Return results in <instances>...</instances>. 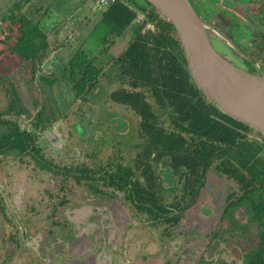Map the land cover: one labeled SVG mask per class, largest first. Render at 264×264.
Wrapping results in <instances>:
<instances>
[{
	"label": "rangeland",
	"instance_id": "374dc122",
	"mask_svg": "<svg viewBox=\"0 0 264 264\" xmlns=\"http://www.w3.org/2000/svg\"><path fill=\"white\" fill-rule=\"evenodd\" d=\"M135 1L149 8L146 0ZM192 1L219 52L236 65L264 75V49L259 45H264V31L259 27L264 26V0L257 4V0ZM62 3L0 0V39L8 26L16 27L18 15L40 22L41 10H50L40 22L41 28L50 29L48 56L35 78L9 48L12 40L0 42V110L7 108L16 89L19 104L28 111L19 119L22 127L33 129L37 102L52 114L51 127L41 131L38 139L48 159L59 165L91 168L121 162L141 176L138 153L146 139L140 136V117L109 97L114 89L130 88L109 59L125 49L132 30L127 29L114 43H104V29L94 28L101 11L94 13L88 27L79 29L78 23L59 22L57 7ZM243 17L258 29L253 36L240 26ZM251 39L255 50L244 52ZM79 48L105 67L85 102L75 97L72 81L63 75ZM147 95L160 112L153 96ZM164 119L167 125L169 119ZM250 137L264 139L256 129ZM154 167L162 180L165 201L172 202L176 194H182L178 175L163 162ZM62 184V176L40 169L28 155H0V264H199L202 258L209 264L220 260L240 264L244 252L258 240L259 228L249 222L243 206L235 212L236 220L224 216L227 197L236 186L214 170L209 171L197 202L176 225L148 220L123 192L102 182L77 183L70 177ZM243 224H247L245 229ZM215 230L219 237L211 241Z\"/></svg>",
	"mask_w": 264,
	"mask_h": 264
},
{
	"label": "trees",
	"instance_id": "16d2710c",
	"mask_svg": "<svg viewBox=\"0 0 264 264\" xmlns=\"http://www.w3.org/2000/svg\"><path fill=\"white\" fill-rule=\"evenodd\" d=\"M127 1L145 12L149 20L154 21L160 14L149 2L147 9L135 0H118L105 9L96 28L104 29V43H114L127 29L132 30L125 49L109 59L130 88L114 89L109 97L140 117V136L146 139L144 149L138 153L141 176L121 162L91 168L59 165L48 159L38 139L41 131L51 127L52 114L37 102L33 129L22 127L19 119L28 111L19 104L16 89L12 90L14 95L7 108L0 110V155L30 156L40 169L62 176L61 187L70 177L77 183L102 182L123 192L134 209L148 220L171 225L178 224L186 210L197 202L209 171L214 170L236 186L227 197L224 216L236 220L234 214L243 206L249 222L259 228L257 242L244 252L240 264H264V139L250 137L254 128L223 112L197 86L173 25L164 19L158 24V33L143 32L144 25L134 22L137 11ZM14 25L3 30L0 42L12 40L9 48L25 61L35 78L39 65L48 56V34L39 22L24 14L18 15ZM104 72L105 67L98 65L94 56L79 48L68 60L63 75L72 81L75 97L85 102ZM147 92L160 112L149 101ZM164 117L169 119L167 125ZM258 133L264 138L262 132ZM158 162L168 165L181 183L182 194H176L172 202L164 199L162 180L154 167ZM242 226L245 229L247 224ZM218 237L219 231L215 230L211 241ZM199 264L209 262L202 258ZM217 264L236 263L220 260Z\"/></svg>",
	"mask_w": 264,
	"mask_h": 264
},
{
	"label": "water",
	"instance_id": "95a60500",
	"mask_svg": "<svg viewBox=\"0 0 264 264\" xmlns=\"http://www.w3.org/2000/svg\"><path fill=\"white\" fill-rule=\"evenodd\" d=\"M173 25L188 70L219 108L264 134V75L236 65L215 47L192 0H146Z\"/></svg>",
	"mask_w": 264,
	"mask_h": 264
},
{
	"label": "crops",
	"instance_id": "0c3cea01",
	"mask_svg": "<svg viewBox=\"0 0 264 264\" xmlns=\"http://www.w3.org/2000/svg\"><path fill=\"white\" fill-rule=\"evenodd\" d=\"M105 9L106 8H98L96 3H95V0H63V3L57 7V10H59V14L61 15V21H59V22H72V24H73V22L75 24L78 23L77 26H79V29L81 27H84L85 25L88 27L89 26L88 23H91L90 19L93 18L94 13L101 11V15H102V13L105 11ZM41 11L44 13L43 17H42V19H43L44 16H46L50 10H48V11L41 10ZM100 18H99V20H100ZM41 20H40V22H41ZM99 20L94 25V28L97 26ZM40 22H39V25H40ZM42 29L46 33H48L50 30V29L45 30L43 27H42ZM83 30H84L83 28H82V30H80L81 33H83ZM84 42H86V41L84 40Z\"/></svg>",
	"mask_w": 264,
	"mask_h": 264
},
{
	"label": "built area",
	"instance_id": "2783aa9c",
	"mask_svg": "<svg viewBox=\"0 0 264 264\" xmlns=\"http://www.w3.org/2000/svg\"><path fill=\"white\" fill-rule=\"evenodd\" d=\"M118 0H95V3L98 8H107L112 3L116 2ZM127 3L130 5L131 8L135 9L137 11V17L135 18L134 22L139 25L143 26V32H146L148 30L153 31L155 33H158L160 31V28L158 26L160 21H163L165 17L160 13L157 19L149 20L147 17V14L143 12L141 9L137 8L134 4L127 1Z\"/></svg>",
	"mask_w": 264,
	"mask_h": 264
},
{
	"label": "flooded vegetation",
	"instance_id": "af4514ba",
	"mask_svg": "<svg viewBox=\"0 0 264 264\" xmlns=\"http://www.w3.org/2000/svg\"><path fill=\"white\" fill-rule=\"evenodd\" d=\"M260 0H257V2H256V4L259 2ZM243 21H242V23L240 22V26H242V27H245L250 33H251V35L253 36V33L256 31V30H258V29H253V28H255V26H251V21H249L248 19H246V18H244L243 17V19H242ZM237 24H239V23H237ZM262 24H264V23H262ZM260 27V29H262L263 31H264V26H259ZM253 39V38H252ZM252 39L251 40H249V47L248 48H245V50H243L244 52H250V51H254L255 50V47L254 46H252L251 45V41H252ZM259 45H260V48H262V49H264V45L261 43V42H259ZM226 57L227 58H229L227 55H226ZM230 60H231V58H229ZM232 61V60H231Z\"/></svg>",
	"mask_w": 264,
	"mask_h": 264
}]
</instances>
